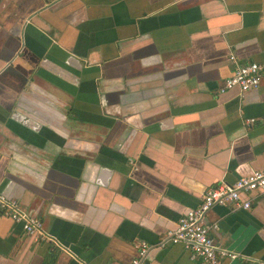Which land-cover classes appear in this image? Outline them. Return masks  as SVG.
Wrapping results in <instances>:
<instances>
[{"label":"crops","instance_id":"0c3cea01","mask_svg":"<svg viewBox=\"0 0 264 264\" xmlns=\"http://www.w3.org/2000/svg\"><path fill=\"white\" fill-rule=\"evenodd\" d=\"M234 57V58H233ZM264 0H0V264H199L167 243L208 187L264 169ZM215 206L225 264H264V193ZM216 226V227H215Z\"/></svg>","mask_w":264,"mask_h":264},{"label":"built area","instance_id":"2783aa9c","mask_svg":"<svg viewBox=\"0 0 264 264\" xmlns=\"http://www.w3.org/2000/svg\"><path fill=\"white\" fill-rule=\"evenodd\" d=\"M263 76L264 63L251 62L239 65L233 75L225 80L220 91L223 93L238 88L241 92H246L258 89ZM254 193H264V169L241 176L233 183L223 181L208 187L201 203L179 219L177 227L166 235L159 246L164 247L167 243L181 244L189 252L190 258L199 264H225V260L238 259L240 255L237 252L230 251L216 242L210 231L211 226L206 222V216L215 206L234 205L249 209L252 205L251 195ZM0 212L21 223L29 236H34L38 240L51 238L39 217L30 213L16 199L8 197L1 189ZM136 247L137 256L132 264H147L152 245L146 241H138Z\"/></svg>","mask_w":264,"mask_h":264},{"label":"water","instance_id":"95a60500","mask_svg":"<svg viewBox=\"0 0 264 264\" xmlns=\"http://www.w3.org/2000/svg\"><path fill=\"white\" fill-rule=\"evenodd\" d=\"M33 215L37 216L36 214L32 213ZM38 217V216H37ZM33 239H36L34 236H31ZM37 240V239H36Z\"/></svg>","mask_w":264,"mask_h":264}]
</instances>
